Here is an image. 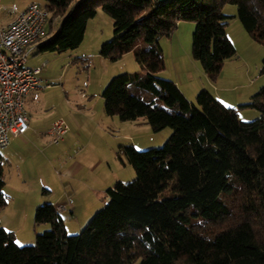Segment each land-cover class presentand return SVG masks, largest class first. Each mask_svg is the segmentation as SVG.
Listing matches in <instances>:
<instances>
[{"label":"trees","instance_id":"trees-1","mask_svg":"<svg viewBox=\"0 0 264 264\" xmlns=\"http://www.w3.org/2000/svg\"><path fill=\"white\" fill-rule=\"evenodd\" d=\"M227 3L264 44V0H44L45 25L55 27L39 37V50L77 48L101 7L113 37L99 54L115 61L133 51L141 67L109 80L101 93L106 115L144 118L152 131L171 133L158 148L123 147L135 178L106 188L108 200L78 234L67 233L50 202L35 208L34 224L47 226L33 244L18 246L0 224V264H264V86L245 104L260 116L244 122L208 90L189 101L174 81L158 76L159 37L186 20L195 23L193 58L211 81L217 78L236 53L226 34ZM4 184L0 153V211Z\"/></svg>","mask_w":264,"mask_h":264},{"label":"rangeland","instance_id":"rangeland-1","mask_svg":"<svg viewBox=\"0 0 264 264\" xmlns=\"http://www.w3.org/2000/svg\"><path fill=\"white\" fill-rule=\"evenodd\" d=\"M31 2L44 5V0ZM222 11L225 14L236 13V6L227 3ZM53 24H56L55 20ZM194 26V22L181 20L169 36L159 37L164 67L158 76L166 79L175 76V64L181 73L190 70L196 80L203 76L200 62L191 54ZM46 30L51 32L48 27ZM226 33L234 44L235 56L223 61L214 81L205 74L207 82L210 81L205 88L219 96L224 106L235 104L238 108L235 112L241 121H251L260 113L245 104L264 86V44L253 40L238 19L228 21ZM112 37L113 21L101 7H97L77 48L49 52L36 47L27 58L25 66L42 67V90L35 91L38 111L29 123L26 144L19 145V141L13 139L9 147L15 148L0 150L1 155L8 158L3 161L7 184L3 187L6 204L0 211V217L4 214L1 218L4 225L0 224L14 234L18 246L33 244L35 236L45 229V224L35 225L33 222L36 206L49 202L42 199H50L54 206L64 202L71 204L67 212L60 215L67 233L78 234L104 206L100 204L103 194L95 196L96 186L104 185L105 194L106 188L116 182L127 183L135 178V171L126 160L123 147L131 144L139 151L158 148L171 133L168 127L152 131L144 118L123 121L117 116L106 115L101 93L109 80L121 73L141 71L133 51L115 61L99 54L101 44ZM185 92L188 100L194 101L195 94L189 89ZM57 119H63L68 128L70 126L71 138L73 133L78 138L76 146L69 149L70 153H59L53 151L52 146H46L45 141L50 142L45 132ZM69 156L72 160L68 164L70 167L76 163L80 166L77 172L70 170V174L62 166ZM14 170L29 178V186L18 189L20 187L10 183ZM43 188L47 189L44 194ZM36 203L38 205L35 206Z\"/></svg>","mask_w":264,"mask_h":264},{"label":"built area","instance_id":"built-area-1","mask_svg":"<svg viewBox=\"0 0 264 264\" xmlns=\"http://www.w3.org/2000/svg\"><path fill=\"white\" fill-rule=\"evenodd\" d=\"M47 11L37 3H29L7 25H0V150L12 138L23 136L29 126L25 106L30 91L41 88V66H25L27 58L43 39ZM232 109L237 110L236 106ZM63 119H57L47 128L51 144L59 143L68 131ZM56 210L64 212L66 205Z\"/></svg>","mask_w":264,"mask_h":264},{"label":"crops","instance_id":"crops-1","mask_svg":"<svg viewBox=\"0 0 264 264\" xmlns=\"http://www.w3.org/2000/svg\"><path fill=\"white\" fill-rule=\"evenodd\" d=\"M31 1H33V0H0V25L1 26H4V25H7L8 23H10L14 19V17L16 16V14L18 12H20L21 10H23L29 3H32ZM235 14L236 13H234V12H229L228 13V15L232 16L231 21H234L235 19H237L235 17ZM46 27H47V25L44 26V33L47 32ZM228 38H229V36H228ZM229 40L231 41L230 38H229ZM175 69H176V72H174L175 73V76H172V77L170 76L171 78L170 77H168V78L171 79L172 81H174L176 83V85L178 86V88L182 91V93L185 95V97L187 99H188V97L186 96V92L185 91H188V89L191 90L195 94V96H196V94H197V92L199 90L206 89L205 88V87H207L206 85H210L208 83L210 81L208 80V82H207V79L205 77V73H202L203 76L201 75L200 78H199V80H196L194 78V76L192 75V72H190V70L187 69L186 72L181 73V70L179 69V67L177 66V64H175ZM212 88H214V86ZM40 90H42V88L32 90L26 96L25 105H26V110H27L28 115H29V123L31 121V118L34 117L35 112L38 111L37 104H36V99H37V96L38 95L36 94L35 91H38L39 92ZM208 91L217 100H219L222 103V100H221V98L219 96H217L216 94H214L210 90H208ZM233 106H236V105L235 104H232L231 105V108ZM237 110H238V108H237ZM255 114H256V112H255ZM32 119L34 120V118H32ZM45 126H47V125H45ZM29 129H28V131H29ZM70 129L71 128L69 126V130L67 131V133L65 134V136L63 137V139L59 143H57V144H51L50 143L49 144L47 141H45L47 143L46 146H49V147L52 146L53 147V151H56V152H59V153L60 152H62V153H64V152L70 153L69 152V149L71 147H75L76 146V143L78 142V138H77L76 134L73 133V138L70 137V135H69L70 132H71ZM28 131L23 136L18 137V138H12L11 140L17 139L19 141V145L26 144V142L28 140L26 138L27 137L26 134L28 133ZM19 138H21V139H19ZM41 139H42V142H43V139L44 138L41 137ZM9 144H10V142H9ZM8 148H9V150H11V149H13L15 147H12L11 148L8 145L6 147V149H8ZM69 158H70V156L68 157L67 160L63 161V163H62V166L64 168V171H67V173L70 174V173H72V171H70V170L74 169V172H77L80 169L79 164L76 163V164H74V165H72L70 167V165H68V164L69 163L71 164V161L72 160L70 161ZM7 159H8L7 157H3V161L4 160L6 161ZM13 174L14 175L12 177H10L9 180H10V183H12L14 187H16V188L20 187L18 189H21L23 186H29L30 180H29V178L27 176H24V174H20V172L18 173L17 170L16 171L14 170V173ZM3 177H4V175H3ZM4 183H5L4 185L7 184V181H5V178H4ZM22 189H24V188H22ZM103 190H104V185H102V184L96 186V188L94 189V191L96 193L95 196H98L101 193L103 194V197H102L101 202H100L101 205L104 204L108 200V198L103 193ZM68 199L71 201L70 198H68ZM42 200L43 201H49L51 203V200L50 199H42ZM95 200H98V199L95 198ZM37 203L35 204V206L38 205ZM52 204H53V202H52ZM63 205H66V210L64 212H67L68 206H71V204L68 205L66 202H64ZM57 206H55V207H57ZM61 213H63V212H60V214ZM70 213L72 214V209L70 210ZM3 216H4V214H3ZM3 216L0 217V223L2 225H4V223L1 221V218ZM6 219H7V217H6ZM46 226L47 225H45V228H46Z\"/></svg>","mask_w":264,"mask_h":264},{"label":"water","instance_id":"water-1","mask_svg":"<svg viewBox=\"0 0 264 264\" xmlns=\"http://www.w3.org/2000/svg\"><path fill=\"white\" fill-rule=\"evenodd\" d=\"M155 1L161 3V2H164V1H167V0H155Z\"/></svg>","mask_w":264,"mask_h":264}]
</instances>
